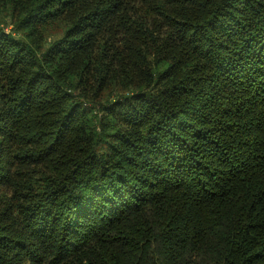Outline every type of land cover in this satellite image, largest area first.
Wrapping results in <instances>:
<instances>
[{
    "label": "trees",
    "instance_id": "trees-1",
    "mask_svg": "<svg viewBox=\"0 0 264 264\" xmlns=\"http://www.w3.org/2000/svg\"><path fill=\"white\" fill-rule=\"evenodd\" d=\"M0 264H264V0H0Z\"/></svg>",
    "mask_w": 264,
    "mask_h": 264
},
{
    "label": "rangeland",
    "instance_id": "rangeland-1",
    "mask_svg": "<svg viewBox=\"0 0 264 264\" xmlns=\"http://www.w3.org/2000/svg\"><path fill=\"white\" fill-rule=\"evenodd\" d=\"M7 29L9 30V28H7ZM58 34H59V32L54 29L53 33L51 35H52V37H54V36H58Z\"/></svg>",
    "mask_w": 264,
    "mask_h": 264
}]
</instances>
